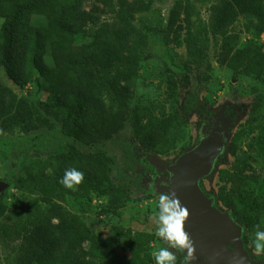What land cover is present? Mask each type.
Masks as SVG:
<instances>
[{"label":"rangeland","instance_id":"1","mask_svg":"<svg viewBox=\"0 0 264 264\" xmlns=\"http://www.w3.org/2000/svg\"><path fill=\"white\" fill-rule=\"evenodd\" d=\"M218 1L86 2L96 22H90L78 39L92 40L101 27L127 37L122 62L96 67L97 88L112 95L117 93L122 70L137 73L126 126L107 141L80 143L56 119L48 91L35 81L17 86L2 71L4 82L18 98L15 123L0 124V264H15L26 217L45 207L48 199L106 242L108 264L128 263L129 234L153 236L151 252L167 247L155 235L154 215L159 195L165 193L161 185L171 179L167 168L196 146L217 118L227 121V145L200 185L217 207L235 216L253 260L264 264V254L256 256L253 246L256 225L264 230V155L257 144L264 133V30L255 15L243 14L213 35L208 25L211 7ZM4 21L0 16V30ZM46 21L38 16L32 23ZM197 29L201 51L192 57L187 38ZM53 61L47 55L46 63ZM100 109L101 100L93 98L89 112ZM151 117L159 120L150 128L151 135L136 137V122L148 124ZM160 143L163 149L156 148ZM71 156L77 159L72 168L79 170L91 162L104 179L92 190L88 207L74 189L53 186Z\"/></svg>","mask_w":264,"mask_h":264},{"label":"trees","instance_id":"2","mask_svg":"<svg viewBox=\"0 0 264 264\" xmlns=\"http://www.w3.org/2000/svg\"><path fill=\"white\" fill-rule=\"evenodd\" d=\"M87 1L0 0V16L5 19L0 30V124L12 126L15 123L18 98L15 90L4 82V71L17 86L35 81L40 89L48 91V103L56 108V119L64 123L80 143L107 141L124 130L130 114L128 99L132 97L137 73L122 70L117 93L112 95H105L103 89L97 88L95 79L97 66L110 68L125 59L127 37L122 33L113 35L101 27L92 40L78 39L90 22H96L92 12L86 9ZM243 14L255 15L264 30V0H219L211 7L208 31L218 35ZM38 16L45 17L46 23L33 24V18ZM187 42L190 55L198 56L202 45L198 29L188 36ZM49 54L54 58L51 65L46 63ZM93 98L101 100L102 104V109L96 113L89 112ZM157 122L154 117L148 124L138 120L136 137L151 135L150 128ZM257 144L264 155V133ZM163 147L160 143L156 148ZM68 161L70 164L61 166V177L54 181L53 186L58 190L67 189L59 181L77 159L71 156ZM91 164L86 162L79 169L85 178L74 187L75 196L87 207L92 190L104 180ZM46 202L45 207H39L26 217L15 264H108L105 262L106 242L85 222L66 216L50 199ZM152 240L150 234H129L126 242L131 257L127 264H155ZM244 240L246 242L245 232ZM110 254L107 255L112 258ZM176 257V264H183L184 254Z\"/></svg>","mask_w":264,"mask_h":264},{"label":"water","instance_id":"3","mask_svg":"<svg viewBox=\"0 0 264 264\" xmlns=\"http://www.w3.org/2000/svg\"><path fill=\"white\" fill-rule=\"evenodd\" d=\"M228 137L227 121L215 124L196 146L167 168L171 173L170 182L161 185L163 192L175 191L190 212L185 230L196 248L191 264H259L246 250L241 224L230 212L217 207L214 198L200 185L213 171Z\"/></svg>","mask_w":264,"mask_h":264},{"label":"clouds","instance_id":"4","mask_svg":"<svg viewBox=\"0 0 264 264\" xmlns=\"http://www.w3.org/2000/svg\"><path fill=\"white\" fill-rule=\"evenodd\" d=\"M84 178V172L73 167L65 170L59 182L67 189H74L83 182ZM154 215L157 221L155 235L168 245L152 252L155 264H176L177 257L170 249H176L181 253L186 251L183 264H191L195 259L196 248L190 234L185 230L190 212L175 191L160 193ZM254 235V254L260 256L264 254V230L260 225H256Z\"/></svg>","mask_w":264,"mask_h":264},{"label":"flooded vegetation","instance_id":"5","mask_svg":"<svg viewBox=\"0 0 264 264\" xmlns=\"http://www.w3.org/2000/svg\"><path fill=\"white\" fill-rule=\"evenodd\" d=\"M224 122H226V120L220 119V124H224ZM243 239H244V232H243ZM244 242H245V240H244ZM245 246H246V250H247L248 254L253 259L252 255H251V252H250V249H249L248 245L246 244V242H245Z\"/></svg>","mask_w":264,"mask_h":264},{"label":"bare ground","instance_id":"6","mask_svg":"<svg viewBox=\"0 0 264 264\" xmlns=\"http://www.w3.org/2000/svg\"><path fill=\"white\" fill-rule=\"evenodd\" d=\"M218 120H219V121H218ZM215 124H220V119L217 118L216 121H215ZM215 124H214V125H215ZM216 127H219V125H216Z\"/></svg>","mask_w":264,"mask_h":264}]
</instances>
